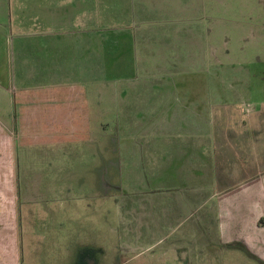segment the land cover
Masks as SVG:
<instances>
[{
	"label": "rangeland",
	"instance_id": "1",
	"mask_svg": "<svg viewBox=\"0 0 264 264\" xmlns=\"http://www.w3.org/2000/svg\"><path fill=\"white\" fill-rule=\"evenodd\" d=\"M63 1L69 0H52L55 5ZM156 1L152 0L155 8ZM180 1L186 6L192 2ZM43 3V7L51 5ZM30 5L32 0H0V75L7 76L8 71L15 87L22 72L26 85L36 82L29 53L34 41L56 35L66 38L76 26L70 18L73 11L66 10L65 18L56 21L55 15H48L40 20L48 29L39 36L41 26L29 12ZM194 5L199 13L182 10L178 22L168 13L139 12L136 21L130 13L91 12L90 39L104 41L105 58L113 59L99 62L104 47L100 52L95 48L89 57L90 72L100 75L99 86L104 88L99 93L97 87H89L90 126L74 133V141L22 146L18 151L19 264H264L253 260L249 252L209 247V239L218 240L207 231L214 189L208 175L193 179L192 169L199 160L192 154L194 143L186 142L170 157L167 139V135L193 136L190 125L196 117L193 109L187 111L189 104L200 98L203 102L207 92L221 89L222 93L233 84L235 90L228 95L238 105L209 111L203 125L212 121L216 130L224 117L236 123L246 121L251 161L264 169V154L255 157L256 139L264 149V129L260 137L254 131L257 122L264 127V0H201ZM18 34L23 38L18 39ZM146 34L152 37V46L140 45ZM94 47L98 46L92 45L91 50ZM48 61L51 73L63 66L55 59ZM48 80L49 85L64 83V78ZM176 88L194 90L196 96L187 94L192 99H186L173 91ZM165 89L169 92L163 93ZM147 95L155 99L151 107L145 104ZM168 96H179L182 101L176 106L181 113L175 116L180 123L174 119L171 132L164 126L166 111L160 105L161 100L170 106L177 101L168 103ZM223 96L219 94L218 101ZM16 111L15 105L13 118ZM185 156L193 167L177 165ZM203 200L207 205L200 211ZM152 201L157 203L154 215L167 210L169 222L148 221ZM200 214L206 222L199 226L194 216ZM161 234L169 236L159 247L156 242L163 240L157 238ZM167 246L168 252L162 253Z\"/></svg>",
	"mask_w": 264,
	"mask_h": 264
},
{
	"label": "crops",
	"instance_id": "2",
	"mask_svg": "<svg viewBox=\"0 0 264 264\" xmlns=\"http://www.w3.org/2000/svg\"><path fill=\"white\" fill-rule=\"evenodd\" d=\"M43 1L45 0H32L29 10L39 22L40 31L44 30L39 31L37 35L42 36L47 31L48 28L44 29L40 20H45L48 15H55L57 21L59 18H65V13L73 11L70 18L75 20L76 26L70 29L72 32L66 33L68 36L66 38L56 35L58 37L34 41V48L29 50L33 56V77L36 81L34 85L28 86L23 82V72L18 76L20 82L17 87L10 83L8 71L3 72L7 76L0 75V97H2L0 101V264H19L20 262L19 202L21 198L18 193L19 176L17 173H20L17 163L18 151L20 152L22 146L23 149L37 146L48 147L58 142L74 141V133L83 132L85 127L91 125L92 119L88 103L89 87H97L99 93L104 90L99 86L100 75L95 76L90 72V55L96 52L95 48L100 52L104 47L103 44L105 45L104 41L90 39L91 12H96L99 15L130 13L133 15V20L136 21L139 12L141 15L155 12L163 15L168 13L167 15L173 18L171 20L178 22V16L182 10L190 9L195 14L199 13L200 8L194 4L201 2V0H192L190 6H186L180 0H158L155 3L159 4L155 8L152 0H69L60 4L57 2L56 5L52 0H46L51 3L46 7H43ZM18 28L19 30L24 29ZM19 35L18 39L23 38ZM146 35L141 39L140 45L152 46V37ZM160 44L167 45V43ZM92 45L98 47L91 50ZM17 46L20 50L21 41L17 43ZM102 54L103 60H100V63H106L113 59L105 58V47L102 49ZM53 59L57 60L59 64L63 63V66L59 67V71L51 73L47 67L51 63L48 60ZM166 60H168L167 56ZM23 61L19 58V62L23 63ZM55 72L58 73L52 76ZM44 74L45 77H43ZM43 78L46 79L43 81ZM49 78H64V83L59 80L58 82L61 84H55L52 81V84L49 85ZM90 80L93 81V85H90ZM220 90L207 92L206 98H204L207 100L206 103H204V99L203 102H199L200 98L197 103L194 101L190 103L188 109L186 104L183 105L187 111L190 112L191 109L194 111L192 114L196 119L193 125H190L194 135H167L168 143L171 146L169 154L170 157H173L178 153L177 148L183 147L186 142L187 144L194 143L192 154L199 160L195 161L192 169L193 179L203 180L208 175V183L214 189L212 198L215 201L211 204L213 216L210 217V221L212 223L207 231L209 237L210 231H212L213 236L219 240L212 241L209 239V247L216 245L217 248H232L244 253L249 252L253 260L264 263V169L259 168L256 161H251L253 156L249 150L250 145L247 138L249 127L246 121L236 123L234 119L225 117L222 119L221 126L216 130L212 121L208 120L209 126L203 125V121L207 120L205 115L209 114V111H215L217 108L221 110L231 109L230 107L233 108L238 105V103L233 104L234 99L229 98L228 95L235 90L233 84L225 87L222 93ZM173 91L178 92V94L181 93L184 98L187 94H195L196 96L194 90L186 91L176 88ZM165 92L169 91L165 89L163 93ZM197 94L198 97H202L199 92ZM219 94L225 95L221 101H218ZM100 99L103 100L102 97ZM171 99L172 96H168V103ZM186 99L191 100L192 98ZM154 100L150 95H147L145 104H149L151 107L155 103ZM173 100L177 101L171 102V106L166 105L164 100H161L162 103H160L162 109L166 111L163 116L165 123H167L164 125L166 127L174 126V119H176V124L180 123L175 116L178 117L181 113L178 112L180 109L176 106L182 105V101L179 96ZM240 100L248 103L247 100ZM13 104L16 105L17 109L16 118H13L15 114V105ZM169 116L172 119H169ZM226 116L228 117V115ZM184 122L185 120L181 121L182 124ZM182 124L178 125L177 130L181 129ZM259 125H261L260 128ZM262 125L263 123L257 122L254 127L257 137H260L258 133L260 131L262 133L264 129ZM168 129V132L175 130L171 127ZM256 143L258 152L255 157L260 159V155L264 154V149L259 146L258 139H256ZM196 149L199 150L195 151ZM187 159L185 156V159L177 165L193 167L188 166ZM149 166L151 167V165ZM251 167L252 169H250ZM104 185L106 186L105 183ZM108 185L110 186V184ZM196 187L200 192L202 189L200 185L196 184ZM33 199H28V202H36ZM205 203L203 200L199 204L200 211ZM149 204V209H147L148 221L158 220L160 223L170 221L171 216L166 217L167 210H161L157 212V215H154L157 203L152 201ZM157 216L159 219H156ZM194 221L198 222L200 226V223L206 222V218L200 214L198 218L194 216ZM207 231H204L205 236ZM168 236L164 234L157 236V238H163V240L157 239V246L160 247L164 240L167 241ZM237 244H241L244 248L237 247ZM168 248L170 246L162 248V253L168 252ZM252 252L259 257L253 255Z\"/></svg>",
	"mask_w": 264,
	"mask_h": 264
},
{
	"label": "trees",
	"instance_id": "3",
	"mask_svg": "<svg viewBox=\"0 0 264 264\" xmlns=\"http://www.w3.org/2000/svg\"><path fill=\"white\" fill-rule=\"evenodd\" d=\"M236 246H237V247H240V246H241L242 248H244L241 244H237Z\"/></svg>",
	"mask_w": 264,
	"mask_h": 264
},
{
	"label": "flooded vegetation",
	"instance_id": "4",
	"mask_svg": "<svg viewBox=\"0 0 264 264\" xmlns=\"http://www.w3.org/2000/svg\"><path fill=\"white\" fill-rule=\"evenodd\" d=\"M106 185H108L109 183H105ZM109 186V185H108Z\"/></svg>",
	"mask_w": 264,
	"mask_h": 264
}]
</instances>
